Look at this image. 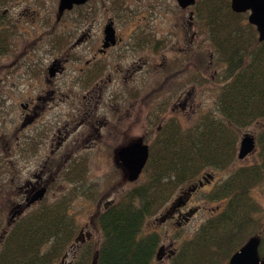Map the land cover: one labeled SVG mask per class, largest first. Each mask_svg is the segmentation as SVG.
Here are the masks:
<instances>
[{
  "label": "rangeland",
  "instance_id": "obj_1",
  "mask_svg": "<svg viewBox=\"0 0 264 264\" xmlns=\"http://www.w3.org/2000/svg\"><path fill=\"white\" fill-rule=\"evenodd\" d=\"M201 1V0H200ZM96 4L97 13L91 21L85 22L84 18L79 19L78 11L59 14L58 5L59 0H8L7 3L0 0V12L5 8L9 9L7 18L13 22H21V31H75L76 29L85 28V25L92 28L93 39L97 37L98 31L104 26V23L108 19L115 21L116 27L119 31H124V38L126 37V29L135 28H147L150 31L155 30L158 37H168V41H175L176 35L174 32L180 31L182 28V16L186 19L185 27L189 30V12L195 10L196 5L189 8L186 12L183 11L177 3V0H94L92 5ZM101 8L99 7L100 5ZM184 14V15H183ZM247 13V22L248 21ZM198 21V23H197ZM195 20V30L199 31L200 46L198 49H191L184 59L183 64L177 63L176 59L171 56V52H168V65L167 72L173 74L181 68L185 71L181 74V80H177L172 87L181 84H186V91L192 93L193 99H197L200 103V107L195 110H189L187 115H182L180 122H177L183 129L194 128L197 123L202 121L203 115L214 110L217 107V100L219 96V81L218 77L223 72L224 64L219 60L215 54L214 44L210 38V28L204 19ZM20 27V26H19ZM192 30L188 35H192ZM172 30V31H169ZM166 31V32H165ZM165 32V34H164ZM173 32V33H171ZM184 32V31H182ZM188 32V31H187ZM172 34L170 36V34ZM51 37H48V40ZM47 36L44 38V66L48 64V61L52 58L54 51H52L50 41H46ZM190 39V37H189ZM128 40V39H127ZM161 48L160 50H162ZM191 60V62H190ZM157 61L164 60L157 58ZM160 62V63H161ZM156 64L154 79L156 86L163 85L166 75H169L165 71L164 64ZM5 65V58L0 56V184L3 185L4 174L7 169L11 170L14 175L20 179L23 183L26 178L30 177L31 171L36 167L43 165L48 155H50L51 148L48 145V141H44V145L38 147L36 153L27 152L21 153L22 135L26 132H31L30 129H22L23 121V109L21 107L22 102L28 101L26 93L28 85L35 84L34 78L31 79L29 75L18 74L13 82L11 79L4 81L3 66ZM20 70V69H19ZM166 72V73H165ZM179 76V74H178ZM7 78V77H6ZM9 78V77H8ZM198 79V80H197ZM197 80V82H196ZM11 81V84L8 83ZM39 80H36L38 84ZM67 88L62 89L65 90ZM69 89V88H68ZM11 90L12 96L6 97L7 91ZM174 90H171V92ZM168 91L163 89L160 94H155L153 102H157L163 96L166 97ZM174 96V94L171 93ZM189 96V95H188ZM30 101V100H29ZM77 101L73 97L66 99H56L51 101L50 108L42 111L41 108L34 110L31 115L36 116V112H43V118L37 116L33 122V129L40 124V120L44 121V124L48 123V126L43 128L42 132L47 136L56 133V129L62 127L66 123H72V126L78 123L79 119ZM147 103V101H146ZM157 111L147 112L145 109H141L137 117H129L125 119L123 131H117L115 124H118L117 118L113 114L109 115L111 121V127L106 132L105 143L99 144L89 151L79 150L72 154L75 158V162L69 161L64 168L59 172L58 179L51 192L46 195L47 201H52L58 198L61 194L69 192L77 186L75 189H80L78 196L74 202V210L77 216L79 229H83L85 233L84 241H80L76 247H69L67 249V255L62 261L58 260L52 264H75V260L79 250L82 249L85 242H91V244L98 246L102 241V232L97 226V215L100 211H103L106 204L115 202L121 195L142 182L145 178V174L141 175L140 179L136 182H130L128 180L127 172L123 169L121 163L117 158V151L122 147L130 144L133 141L139 140L151 147V144L155 140L158 128L156 125L148 126V124H157V119L154 114ZM219 116V114L217 115ZM41 118V119H40ZM76 119V120H75ZM75 120V121H74ZM75 123V124H74ZM114 124V125H113ZM36 125V126H35ZM190 127V128H191ZM32 129V130H33ZM119 130V126H117ZM24 131V132H23ZM54 133V132H53ZM246 133L257 136L260 133L259 124L255 123L250 127L240 130V138L238 139V149L240 139ZM34 140L37 142L35 136L29 141ZM23 146V144H22ZM5 147L4 150L3 148ZM30 149V147H29ZM76 148H70L69 153ZM237 149V150H238ZM10 152V161L7 164L4 163V156ZM239 152V150H238ZM84 155L85 159L79 160L77 156ZM238 158V157H237ZM61 160V159H60ZM262 160L261 149L256 144L254 152L249 154L245 159H236L235 162L230 164L227 168L217 169L210 168L206 172L214 175L213 187L206 186L195 190L192 199L190 200L191 208H183V213L186 215V220L181 219L182 223H178L176 218H165L162 215H166L168 207L173 201L179 198L182 191L187 190L192 185L185 184L178 188L172 198L164 204V206L152 217H149L143 227V233L148 234L150 232H158L162 236V243L160 247H163L162 258L155 259V264H224L228 263L229 254L226 248L225 241L222 236L215 234L212 231L210 235H217L215 240H209L203 235L204 226L214 217L224 205V202L217 200H211L208 194L224 179H226L231 173L243 166H253L258 164ZM9 161V160H8ZM77 161V162H76ZM84 166L83 168L81 167ZM83 170L82 174H76L78 171ZM74 174V179H80L79 182L67 181L66 175ZM202 175V174H201ZM200 175V176H201ZM200 178V177H198ZM73 180V179H72ZM18 189V188H17ZM12 191V194H4L0 191V235L10 230L8 225L9 219H12L13 209L12 205H15L22 198L18 194V191ZM252 196L263 207V211H260V221L258 224V232L263 235L264 233V182L255 184L252 188ZM181 197V196H180ZM110 201V202H109ZM182 201V200H181ZM36 206L35 208H37ZM177 206L175 210H177ZM34 208V209H35ZM194 210L192 215L188 216V213ZM32 210H29L30 212ZM27 212V213H28ZM187 212V214H186ZM15 214V213H14ZM183 214V215H184ZM96 217L94 218V216ZM189 218V219H188ZM168 220V221H166ZM257 229V230H258ZM91 233L90 237L87 234ZM258 234V236H260ZM78 235V234H77ZM209 235V236H210ZM77 238V237H76ZM2 241V240H1ZM0 241V246H1ZM82 243V244H80ZM234 254V253H233ZM232 256V255H231ZM216 257L218 260H216Z\"/></svg>",
  "mask_w": 264,
  "mask_h": 264
},
{
  "label": "trees",
  "instance_id": "obj_2",
  "mask_svg": "<svg viewBox=\"0 0 264 264\" xmlns=\"http://www.w3.org/2000/svg\"><path fill=\"white\" fill-rule=\"evenodd\" d=\"M230 6L231 0H198L196 5L225 67L218 77L216 109L206 112L194 128L172 122L157 131L145 178L96 213L102 241L98 246L88 240L80 243L75 264H155L163 239L158 232L143 233L146 220L181 186L196 182L210 168L223 169L235 162L240 130L255 123L260 127L262 160L238 168L208 194L224 205L204 226L203 235L215 240L220 234L232 255L259 234L263 207L253 198L252 188L264 182V41H259L256 26L247 22V13H236ZM74 177L70 173L65 179L79 182ZM75 188L52 201L44 198L10 228L1 241L0 264H52L63 261L69 247L79 245L74 202L82 193ZM212 231L217 235H210ZM259 235L263 258L264 233Z\"/></svg>",
  "mask_w": 264,
  "mask_h": 264
},
{
  "label": "flooded vegetation",
  "instance_id": "obj_3",
  "mask_svg": "<svg viewBox=\"0 0 264 264\" xmlns=\"http://www.w3.org/2000/svg\"><path fill=\"white\" fill-rule=\"evenodd\" d=\"M3 1L7 3L8 0ZM93 1L88 0L84 4H75L71 9L60 12L61 0H59L58 12L59 14H68L78 11L79 19L82 17L85 22H88L96 16L98 11L96 4L92 5ZM101 6L99 7L101 8ZM181 9L185 12L188 10L187 8ZM8 11L9 9L5 8L0 12V23L3 25L0 26V56L5 58V65L2 69L4 78L2 79L4 81L11 79L13 82L18 74H23V76L29 75L35 81V84L28 85L26 93L28 101L21 103L23 109L21 130L25 131L29 128L31 132L23 133V146L21 144L20 150L21 153L26 154L32 151L35 154L38 147L44 145V141H48L51 148L50 155L47 156L43 165L31 171L30 177L23 180V183L5 166V178L2 181L3 185L0 184V191L10 195L18 188L17 195L22 197L17 204L12 205L15 213L13 216H16L9 219L8 225L11 228L29 210H34L43 201L33 202L28 206V199L34 193L43 187L47 189L46 195L52 191L60 170L69 161L75 160L72 157L74 152L89 151L95 146L105 143L106 132L113 127L109 119L110 114L117 118L118 124H115V130L120 132L125 127V119L137 117L141 109H145L147 112L157 111L158 113L154 114L157 115L155 118L157 124L152 123L148 126L156 125V128L160 130L172 122L182 123L180 121L182 115L185 116L189 110H193V108L196 110L200 107L197 99H193L192 93L186 91V84L180 83L174 86L175 89L172 87L177 80L182 79L181 74L185 70L181 68V71L179 69L173 74L171 71L168 73L167 53L171 52V56L177 60L176 62L183 64L186 54L191 49L196 50L200 46L199 31L194 29V23L195 20L202 18L198 11L190 10L189 30H187L186 19L182 16V28L180 31L174 32L175 41H168L167 36L158 37L155 30L150 31L147 28H128L124 38V31L118 30L113 19H108L98 31L97 37L93 39L92 28L87 25L85 28H78L75 31H21V22L10 21L7 18ZM110 23H113L115 28V43L107 44L105 29ZM195 28L197 29V27ZM193 29L195 31L192 35H188ZM46 36V41L49 36L51 37L47 42L50 41L54 53L45 67L44 38ZM161 48L163 49L160 50ZM157 58L163 59L164 62L157 61ZM157 63L164 64L163 67L169 74L166 75L163 85L160 86H156L153 76ZM36 80H39L38 84ZM11 81L8 83L11 84ZM64 88L67 89L62 91ZM163 89L168 91L166 97L163 96L157 102H153L155 94L161 93ZM171 90L174 91L171 92ZM5 96L11 97V90L7 91ZM69 97H73L75 101L79 102L76 105L80 115L79 119H75L78 123H74L75 126H72V123L68 122L62 127H58L56 133L53 131L54 133L47 136L42 132L49 123L44 124L41 119L43 112L50 108L51 101ZM39 108L42 111L46 110L41 113L36 112V116H32L31 113ZM39 115L41 122L33 129V122ZM117 126H119V130ZM33 136L37 138V142L32 140L29 145ZM70 148L76 149L69 153ZM3 149L7 150L5 147ZM10 152L3 157L6 164L11 162ZM77 157L79 160H84L86 156ZM213 184L214 175L205 172L194 185L199 189L206 186L212 188ZM197 189L182 191L179 195L182 200L181 207L175 211L169 208L168 214L162 216L167 219L176 218L179 224L182 223L181 219L185 221L187 218L183 213V208H191L190 200ZM112 203L113 201L106 204V207ZM5 235L6 233L0 235V241Z\"/></svg>",
  "mask_w": 264,
  "mask_h": 264
},
{
  "label": "water",
  "instance_id": "obj_4",
  "mask_svg": "<svg viewBox=\"0 0 264 264\" xmlns=\"http://www.w3.org/2000/svg\"><path fill=\"white\" fill-rule=\"evenodd\" d=\"M88 0H61L60 12L66 9H71L75 4H84ZM179 6L183 9H188L197 3V0H177ZM232 10L236 13H249L248 21L257 28L259 41H264V0H231ZM106 40L108 43H115V28L113 23L106 26ZM53 74V72H52ZM257 141L255 136L246 133L240 140L238 159L243 160L256 149ZM118 161L121 163L123 169L127 172L128 180L136 182L140 179L143 171L150 158V146L142 141L136 140L130 144L122 147L117 151ZM196 186L189 189L195 190ZM47 189L45 187L39 189L28 199V206L33 202L42 201L46 195ZM181 197L177 198L170 207L174 210L177 206H181ZM167 211L166 215L170 211ZM19 213V211H17ZM194 210L188 213L192 215ZM164 215V216H166ZM162 217L163 219L165 217ZM91 233L87 234L90 237ZM85 233L81 230L76 238L77 242L84 241ZM260 236H252L238 251H236L229 259L228 264H264V257L261 258L259 254ZM163 247H160L157 253V259L162 258ZM65 257L63 258V260Z\"/></svg>",
  "mask_w": 264,
  "mask_h": 264
},
{
  "label": "bare ground",
  "instance_id": "obj_5",
  "mask_svg": "<svg viewBox=\"0 0 264 264\" xmlns=\"http://www.w3.org/2000/svg\"><path fill=\"white\" fill-rule=\"evenodd\" d=\"M243 137V136H242ZM241 137V138H242ZM241 140V139H240ZM195 185H192L191 187H189L187 190L189 191L190 188L194 187ZM174 202V201H173ZM173 202L171 203V205L168 207V209L172 206Z\"/></svg>",
  "mask_w": 264,
  "mask_h": 264
}]
</instances>
